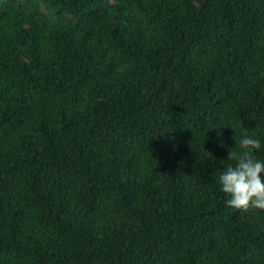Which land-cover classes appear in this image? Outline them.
<instances>
[{
	"label": "trees",
	"instance_id": "obj_1",
	"mask_svg": "<svg viewBox=\"0 0 264 264\" xmlns=\"http://www.w3.org/2000/svg\"><path fill=\"white\" fill-rule=\"evenodd\" d=\"M245 133L264 0H0V264H264Z\"/></svg>",
	"mask_w": 264,
	"mask_h": 264
},
{
	"label": "clouds",
	"instance_id": "obj_2",
	"mask_svg": "<svg viewBox=\"0 0 264 264\" xmlns=\"http://www.w3.org/2000/svg\"><path fill=\"white\" fill-rule=\"evenodd\" d=\"M261 145L262 140L257 135L245 133L238 142L235 141L238 152L229 147L227 159L234 158V163L222 167L218 175L219 190L226 195V206L244 210L250 207L264 209V158L255 154Z\"/></svg>",
	"mask_w": 264,
	"mask_h": 264
}]
</instances>
